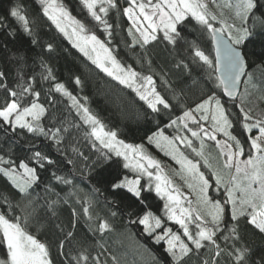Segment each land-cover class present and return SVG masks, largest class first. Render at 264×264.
<instances>
[{"label":"snow or ice","instance_id":"1","mask_svg":"<svg viewBox=\"0 0 264 264\" xmlns=\"http://www.w3.org/2000/svg\"><path fill=\"white\" fill-rule=\"evenodd\" d=\"M30 2L0 10V264H122L105 238L123 247L131 225L165 245L151 264H264V80L254 71L264 73V0ZM113 11L128 22L121 43L134 63L114 43ZM62 41L135 93L137 118L168 117L146 141L181 165L194 201L144 143L122 138L60 79L54 61L71 54ZM72 83L83 90L79 75ZM153 194L163 215L148 205Z\"/></svg>","mask_w":264,"mask_h":264},{"label":"trees","instance_id":"2","mask_svg":"<svg viewBox=\"0 0 264 264\" xmlns=\"http://www.w3.org/2000/svg\"><path fill=\"white\" fill-rule=\"evenodd\" d=\"M223 3V0H219ZM9 0H0V10L8 6ZM122 6H124V0H120ZM27 7L29 9L33 8L30 0H26ZM79 9L74 11V14H78ZM82 15V14H81ZM110 22L119 23L120 27L116 30L119 34L115 37L114 43L119 44L121 56L128 62L134 63L135 57L132 53L126 48V46L121 43V40L126 38V28L128 22L123 16L117 17L113 11L110 14ZM52 34L49 33L45 39H48ZM198 35V34H194ZM194 36H189V39H193ZM201 43H204L201 41ZM10 47L12 45H9ZM62 46L68 48L71 54L65 53L63 51L59 52L58 57L54 61L57 75L60 79L65 82L70 89L79 92L81 96H87L89 98V104L91 108L109 124V126H115L119 128L122 132V138L126 139L128 142L132 143H146V134H150L149 129L152 131L156 130L157 121H159V127L163 128L164 124L168 121L167 116L156 117L155 120L146 121L143 118H137L138 114L142 117L141 105L143 102L138 100V97L135 96L130 89L125 88L122 85H119L116 81H113L110 77H107L105 74L99 72L98 69H95L94 65H91L90 62L86 61L75 49H72L71 46L66 42L62 41ZM205 46H207L205 44ZM183 50L180 51V55H183ZM255 56H250V62L255 60ZM255 75L258 80H264V73L260 70H254ZM75 75H79L84 81L83 90L79 91L76 89L72 83V78ZM243 86L241 85V91ZM198 96V93H197ZM192 99H196V96H193ZM226 99V98H224ZM264 106V105H262ZM180 114L179 112L174 113L175 115ZM172 128L165 129V132L169 135L172 134ZM234 134L243 138L244 134L241 132L239 126L234 129ZM220 137L224 138L222 134H219ZM191 138V137H190ZM193 139V145L199 149V141L195 138ZM214 142L206 141L205 142V151L206 153H211L212 156L217 155V150L213 146ZM181 151L188 156L189 159L194 161H200L201 165L203 161L200 157H197L195 153L192 152L190 148L181 146ZM53 156L56 157V154L53 152ZM215 163V161H213ZM201 170L205 171L207 174V169L203 167ZM96 183V181H93ZM222 191V189H221ZM210 194L213 196H218L215 188L210 190ZM164 201L160 200L158 197L149 198L148 205L153 212L158 215H163ZM79 208V205H75ZM69 215V210L67 206L62 213V218L67 219ZM116 224L119 227L122 223H127V215L123 214L116 218ZM166 225H170L173 230H178L179 226L175 225L171 221H167ZM87 225L81 219L80 223L77 225V234L78 236H83L85 234ZM129 231L132 233L133 240H125L124 246L122 247L119 243V237L113 236L111 238L106 237L108 240L109 246L112 248L117 255L121 257L122 264H151V256H156L158 258L164 257L163 248L165 245L163 242L157 244L154 240L148 237L142 229V226L131 225L129 226ZM51 238V237H49ZM133 241L138 243H133ZM256 244H260V240H256ZM139 247V252L137 248Z\"/></svg>","mask_w":264,"mask_h":264},{"label":"rangeland","instance_id":"3","mask_svg":"<svg viewBox=\"0 0 264 264\" xmlns=\"http://www.w3.org/2000/svg\"><path fill=\"white\" fill-rule=\"evenodd\" d=\"M166 135H169L165 132ZM175 131L172 130V134L174 135ZM169 135V136H171ZM190 136V134H189ZM218 139H220L221 141L224 140V138L220 137L218 134ZM146 145V148L149 152V154L154 157L157 161L160 162L161 167L163 168L165 174L173 181L174 185L176 187L179 188L180 192L184 195L189 197V199L191 200H195V193L192 192V190H190L187 187V184L185 183V178H182L183 174V170L181 168V165L176 163L175 160L172 159L171 156L169 155H165V152L162 151L159 148H156L154 144L152 145H148L147 141L146 143H144ZM180 145V149H181ZM168 227H170V225H166ZM174 231H178V230H174Z\"/></svg>","mask_w":264,"mask_h":264},{"label":"water","instance_id":"4","mask_svg":"<svg viewBox=\"0 0 264 264\" xmlns=\"http://www.w3.org/2000/svg\"><path fill=\"white\" fill-rule=\"evenodd\" d=\"M227 99V98H226Z\"/></svg>","mask_w":264,"mask_h":264}]
</instances>
